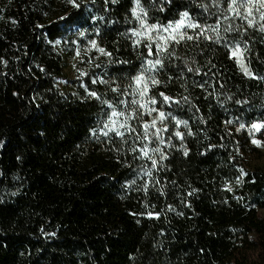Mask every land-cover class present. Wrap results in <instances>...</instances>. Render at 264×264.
<instances>
[{"label": "trees", "instance_id": "trees-1", "mask_svg": "<svg viewBox=\"0 0 264 264\" xmlns=\"http://www.w3.org/2000/svg\"><path fill=\"white\" fill-rule=\"evenodd\" d=\"M141 3L149 10L151 0ZM79 5L0 0V264H264V128L249 127L264 122V80L245 77L223 43L197 38L175 45L180 59H165L170 67L157 78L166 84L151 106L171 113L159 145L167 160L150 153L164 165L153 169L131 152L140 146L131 136L123 142L92 134L105 117L85 89L127 107L133 97L117 98L110 87L127 88L141 64L155 58L148 54L155 44L132 37L139 27L132 0ZM158 7L149 10V23L188 11L193 22L241 41L249 49L246 64L264 77V33L232 19L225 0L219 9L213 0H174L163 13ZM181 31L195 37L199 29ZM93 40L112 56L96 51ZM73 60L70 80L65 71ZM184 60L201 75L187 72ZM110 78L115 85L93 83ZM159 91L180 103L164 104ZM155 115L130 123L142 134L140 124ZM153 141L144 143L151 149Z\"/></svg>", "mask_w": 264, "mask_h": 264}, {"label": "snow or ice", "instance_id": "snow-or-ice-1", "mask_svg": "<svg viewBox=\"0 0 264 264\" xmlns=\"http://www.w3.org/2000/svg\"><path fill=\"white\" fill-rule=\"evenodd\" d=\"M111 2L113 4H120L121 0H111ZM173 2L174 0H151L149 10L159 6L157 10L160 13H163ZM68 3L74 8L80 6L79 0H68ZM132 3L133 7H131L130 11L133 19L138 22L139 27L131 30V35L132 37L146 39L149 41V44H155V51L153 52L149 49L148 53L155 58L153 60H146L141 64L139 72L131 76L130 84L127 88L121 89L118 85L110 87V91L113 94H117V98L120 95L133 97V99L128 102L127 107H120V105L125 104V101L122 99H119L117 103L116 101L102 98V95L98 91H88V89H85V92L88 97L99 102L101 105L100 111L105 117L104 119L98 120V126L97 128L92 129V134L96 135L98 133L100 136L111 139L109 134L112 133L115 137L121 138V141L123 142H126L127 136H131L132 139L137 141L140 145L139 147L132 146L131 152L139 153V156L136 157L137 159L144 158L150 160L152 168L156 169L158 167L162 168L164 165L159 163L155 156L150 153L158 154L159 161L167 160V155L161 151L159 145L164 143L161 133L168 131L167 125L164 121L167 116L171 115V113H165L163 110H158L156 107L151 106L157 104L156 89H158L161 84H166V81L157 78L159 73L170 67V65L165 63V59H180L175 53V45L181 44L182 41H192L197 38L209 41L211 44L223 43V46L229 51V59H235L237 66L245 77L251 79L259 78L261 80H264V77H258V74H254L245 63L244 53L249 51V49H247L241 41L231 43L230 41L225 40L220 30L215 26L207 25L206 22L204 24L195 23L189 17L188 11H180L179 9L177 10L179 19L170 20L166 24L149 23V10H146L142 5L141 0H132ZM213 3L217 9L220 8V0H213ZM225 3L226 11L231 14L232 19L243 20L246 22L247 28H252L260 33H264V0H225ZM198 6L204 8L205 11H208V6L204 4ZM224 19H229V16H224ZM13 23H15V21H13ZM219 23L220 20L218 18L217 24ZM183 28L199 29V31L197 36L194 37L182 32L181 29ZM234 30L235 29L231 27L224 28L225 33ZM245 33L246 30L245 32L240 33V35H244ZM132 43L134 47L140 46L139 39H133ZM91 44L92 47L103 56H112V53L106 51L102 47H98L95 40L91 41ZM145 47H148V45H145ZM117 63L123 64L128 63V61H117ZM193 63H195V61H193ZM183 64L187 69V72L201 75V69L189 67L188 60H184ZM212 67H215V65L213 64ZM117 71L120 70L118 69ZM83 75H85V73H81V76ZM204 75H207V73ZM173 78V76H168V81H172ZM180 78L182 79L183 77L181 76ZM98 82L101 84H116V80L111 78L109 80H93L94 84ZM206 85H208L207 80H205L203 84H198L197 86L203 88ZM150 92L152 93L151 95ZM158 97L162 98L164 104L180 103L179 101L174 100L170 95H166L163 91L158 92ZM182 102L185 104L190 103L189 97L183 96ZM235 103L240 104L241 101L236 100ZM192 107H195V105H192ZM105 109L107 111H105ZM197 111H199V109H197ZM152 113H156L155 117L150 122L140 124L143 132L142 134H139L137 128L130 122L134 120L139 121L145 115H152ZM171 119L175 120V117L172 116ZM157 121H159L161 127H157ZM181 123L187 128V121L177 120L176 126L178 127ZM228 123H231V121ZM249 127L256 131H260L264 128V122H253ZM243 128H245V124L242 123L237 131ZM150 129H154V131H150ZM174 135L179 139H183L180 132H175ZM188 135H192V133L188 132ZM153 137L155 138V141L153 142L158 143L156 147L149 149L148 144H145L144 141H152ZM2 143L3 142L0 141V144ZM168 143L170 144L171 141H168ZM252 143L260 146V141L257 139H252ZM180 149L183 151L184 156H188V150L184 147L183 143H181ZM145 175H151V172L145 171ZM241 175H245L243 170H241ZM146 187L147 185H145V188ZM227 190L231 191V188H227ZM192 191L194 192L195 189ZM189 195H191V193H189ZM149 215L152 216L153 214L149 213Z\"/></svg>", "mask_w": 264, "mask_h": 264}, {"label": "rangeland", "instance_id": "rangeland-1", "mask_svg": "<svg viewBox=\"0 0 264 264\" xmlns=\"http://www.w3.org/2000/svg\"><path fill=\"white\" fill-rule=\"evenodd\" d=\"M246 63V62H245ZM75 66V63H74V60H73V63H71V62H68V65H67V69H66V71H65V75H66V78L67 79H72V77H73V67ZM263 144V143H262ZM262 164H263V166H264V155H263V157H262Z\"/></svg>", "mask_w": 264, "mask_h": 264}]
</instances>
